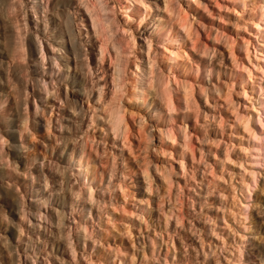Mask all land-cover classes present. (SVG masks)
Wrapping results in <instances>:
<instances>
[{
    "label": "rangeland",
    "instance_id": "374dc122",
    "mask_svg": "<svg viewBox=\"0 0 264 264\" xmlns=\"http://www.w3.org/2000/svg\"><path fill=\"white\" fill-rule=\"evenodd\" d=\"M6 1L0 20L3 9L11 25L7 8L17 3L31 47L25 61L11 62L0 38V264H264V0H103L127 65L125 146L89 116L96 102L84 88L86 65L76 81L67 78L80 116L58 120L61 103L42 99L45 80L57 85L65 76L57 62L54 72L47 65L58 46L46 53L39 41L58 30L62 12L86 61L76 4ZM136 63L156 85L147 105L133 88ZM162 88L174 110L165 108ZM49 134L53 154L45 149ZM83 147L99 166L90 214L87 179L78 174Z\"/></svg>",
    "mask_w": 264,
    "mask_h": 264
},
{
    "label": "bare ground",
    "instance_id": "6f19581e",
    "mask_svg": "<svg viewBox=\"0 0 264 264\" xmlns=\"http://www.w3.org/2000/svg\"><path fill=\"white\" fill-rule=\"evenodd\" d=\"M4 2L7 3L6 0H2V2L0 0L1 4H3ZM69 2H71L72 6L76 4L75 5L76 10L82 12L80 16V20H81V25L83 24V26L86 27L84 30L85 32L83 33H85V38H86L85 43L88 46L87 51L85 53L86 61L79 59V55H78L79 53L77 52L79 49L75 47V44H73V41L71 39L72 38L71 37L72 36L71 25H70L68 16L65 12H62L60 14V22L57 24L58 30L55 31L53 29L48 35L40 36L39 41L44 46V50L46 53L51 52L52 50L55 49L56 46H58V50L56 51V53L58 54V58L55 59V57H51L50 55V59L51 58H54V59H51V60L48 59L47 65H49L48 69L52 68L51 69L52 72H54L56 70L55 67H57V70L63 72L65 76L60 78L59 83H56L57 85H53L54 80H52V83L50 82L51 80L49 82L45 80L44 85L46 86V90L45 89L44 90L46 92H45V95H43L42 99L45 100L46 104L53 105V104H56L55 102L61 103L60 108L62 109H60L59 118L57 117L58 120L67 117L68 121H73L75 118H77V116H80L78 115L79 113H77L78 110L76 109V106H74V103H76V101H78L77 99L79 98L77 97V94L73 92L72 88H69L70 83L67 78H73L76 81L79 78V71H81L82 67L86 65L89 75L85 79V82L87 83L84 88L86 90V95L88 99L91 98L92 101L96 102V105L90 107L91 109L93 108V110H92L91 115L89 116L92 122L94 121L99 124V127H100L99 129L102 132V134L105 133V130L112 131L114 136L116 135L118 137L119 136L122 137V144L123 146H125L127 142L129 141L130 126L126 120V115L128 112L125 109V105L123 104L124 101L122 100L121 96H123L124 94L122 92L124 91L122 89L123 88L122 86L124 85L123 80H122L123 78L122 74L124 72V68L127 65L125 66L124 64L125 56L123 55V52H122L123 50L121 51L122 49L121 44L118 41V39L115 37L114 28H113L114 27L113 20L110 16H108V14H106L107 9L105 8V5L102 3L103 0H93V1L81 0L80 4L73 3L71 0H69ZM97 6H100L102 10L99 9ZM96 8L97 10H101L99 12H103V14L102 15L97 14L98 11L96 10ZM32 9H33L34 14L36 15V21H37L40 18L37 5H33ZM2 10H1L2 18L0 20V38H2L5 42L4 44L5 53L7 54L8 57L9 56L12 57L11 62H13L15 59L22 60L23 62L26 60V54H27L25 51L26 47H29V46L31 47V42L29 41L28 36L26 37V34L30 31V28H28L27 23L23 24L25 20L23 19V16H26V13L23 9L19 7L17 3L9 5L7 8V10L10 11V14H11L9 18L11 21L10 22L11 25H9L8 24L9 22L6 23L4 21L6 18L5 16H4V20H2L3 14H4L2 13L3 12ZM89 20H90V23H89ZM87 23H88V26H92L91 29H89V27L87 28ZM36 25L39 26L38 23H36ZM187 33L189 34V32ZM15 38L18 40V42L14 43ZM58 38L63 40L62 45H59V43L57 42ZM130 38L131 40H133V42L135 41L134 34L131 33ZM174 44L176 43L174 42ZM51 48L52 50H50ZM178 54L175 56L178 57ZM44 59L46 58L44 57ZM49 60L51 62H49ZM55 62H57V64ZM53 64L54 65L56 64L55 67L53 66ZM107 64L110 65V68H111L110 72L107 70ZM139 64L136 63V65H134L137 70L139 69L138 71L140 72L136 73L134 71V74L137 76L136 77L137 79L135 81V86L133 88L137 89L138 91V92H135V95L138 96L137 98L138 99L140 98V100L143 99L142 104L147 105L146 97H147L148 90L152 89L153 86L156 87V85L155 83H153L154 82L153 78L152 79L149 78L150 80L145 78L147 77L146 74L148 73V72L145 73V71H147V68H144L143 64H142L143 66ZM52 72L50 73L52 74ZM28 76L30 78L28 81L33 80V83H34V79L32 78V76L30 75ZM14 78L17 79V77H14ZM32 85H35V84H32ZM183 87H185L184 84H183ZM154 90L156 92V88ZM185 91L186 89L184 90V94H183L184 96L182 95L183 96L182 100L181 99L180 100L184 102L185 104L184 108L188 109L191 104V100L189 98L188 93H186ZM161 92H162L161 94H163L162 102L164 101L163 103L165 104L164 106H166L165 108H167V110L169 111L174 110L175 100L173 99L174 97L171 95L172 93L169 91L168 88H164L163 91ZM67 93L69 96L71 94V99L69 97L67 98ZM73 94H74V97L76 98L75 101L72 100L74 98V97L72 98ZM180 100H178L177 104H181V102H179ZM161 106H163V104ZM158 108L159 107H154V110L156 111L158 110ZM54 121L55 120L51 118L46 119V125L48 126V128H51V124L54 126L55 124ZM171 137L170 139H172L174 136L172 138ZM47 138L49 139V142H45L46 152H49V154H53L54 149L56 148L55 146L56 144L50 138V134L48 135ZM175 138H173L172 140H175ZM261 138H263L262 140H264V133H262ZM257 150H258V147H257ZM77 157H79V160H78L79 165L78 164L77 165L80 167L83 166V168L80 169L78 174L83 175V179L85 180L87 179V183L86 185L85 184L84 185H85L86 194L88 196V198H86L88 200L86 203L88 204V206L86 207L84 206V210L87 209L88 210L87 213L90 214L92 210L91 208H93V205H94L93 203H95V201L97 200L94 197L95 195V192H94L95 185L94 184L96 183V181H98L97 173H99L98 172L99 166H97L98 165L97 155L93 154L91 151L88 152L87 149L85 150V148L83 147V149H80V151L78 152ZM82 160H83V163L81 162ZM144 170L141 172L142 173L141 178H143L144 182L146 180V184H149L147 183L148 182L147 179H149L150 174H146L148 172ZM108 175H109L108 181L106 182H109L110 180H112L111 179L112 175L110 173ZM120 182H119V185L117 184L119 188L118 190L120 191L122 190L126 192L125 190H123V189H126V187L124 188V186H122V183ZM255 184H257L256 181H255ZM246 207H247L246 208L247 210L249 207L247 205ZM178 216L176 218H179ZM117 262L121 263L122 261H117Z\"/></svg>",
    "mask_w": 264,
    "mask_h": 264
}]
</instances>
